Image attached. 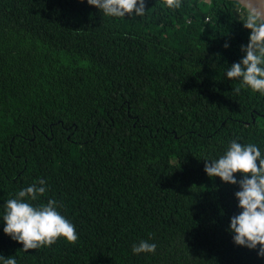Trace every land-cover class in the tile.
Listing matches in <instances>:
<instances>
[{"label":"trees","instance_id":"trees-1","mask_svg":"<svg viewBox=\"0 0 264 264\" xmlns=\"http://www.w3.org/2000/svg\"><path fill=\"white\" fill-rule=\"evenodd\" d=\"M145 3L143 17L119 18L87 0H0V256L264 264L231 232L243 175L231 185L205 172L233 140L264 156V95L226 74L250 42L245 11ZM41 178L47 192L31 203L55 200L78 240L25 252L4 232V206ZM142 240L156 252L134 254Z\"/></svg>","mask_w":264,"mask_h":264},{"label":"clouds","instance_id":"clouds-1","mask_svg":"<svg viewBox=\"0 0 264 264\" xmlns=\"http://www.w3.org/2000/svg\"><path fill=\"white\" fill-rule=\"evenodd\" d=\"M163 2L172 10L182 4V0ZM87 3L109 17L124 18L132 14L143 17L146 13L145 0H87ZM239 3L245 11L243 25L250 30V42L242 46L243 59L226 71L227 78L240 80L243 86L264 95V0H239ZM228 46L225 44V48ZM240 90V87L233 89L236 94ZM205 162L208 176L219 177L226 184L237 185L235 176L243 175L239 181L240 191L235 193L242 211L232 217L231 232L236 245L251 250L258 248V255L264 258V156L261 151L253 144L242 145L233 140L223 156ZM46 192V181L41 178L20 190L16 198L9 199L4 206V232L22 244L25 252L51 247L60 238L71 244L78 240L75 226L57 211L55 200L39 206L31 203ZM156 247V244L142 240L133 245L132 251L134 254H154ZM0 260L3 264H17L14 256H0Z\"/></svg>","mask_w":264,"mask_h":264},{"label":"water","instance_id":"water-1","mask_svg":"<svg viewBox=\"0 0 264 264\" xmlns=\"http://www.w3.org/2000/svg\"><path fill=\"white\" fill-rule=\"evenodd\" d=\"M226 1H232V2H237V3H239V0H226ZM239 4H240V3H239ZM257 6L259 7L260 5L257 4Z\"/></svg>","mask_w":264,"mask_h":264},{"label":"built area","instance_id":"built-area-1","mask_svg":"<svg viewBox=\"0 0 264 264\" xmlns=\"http://www.w3.org/2000/svg\"><path fill=\"white\" fill-rule=\"evenodd\" d=\"M207 20H209V19H207Z\"/></svg>","mask_w":264,"mask_h":264}]
</instances>
